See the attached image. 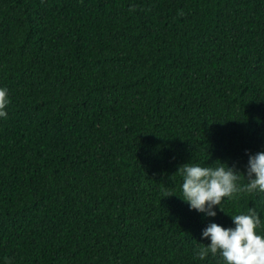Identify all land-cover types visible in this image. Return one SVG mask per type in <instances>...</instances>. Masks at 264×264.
Segmentation results:
<instances>
[{"label": "trees", "instance_id": "obj_1", "mask_svg": "<svg viewBox=\"0 0 264 264\" xmlns=\"http://www.w3.org/2000/svg\"><path fill=\"white\" fill-rule=\"evenodd\" d=\"M0 85V264H223L193 246L249 207L264 234V192L206 217L176 172L264 150V0H0Z\"/></svg>", "mask_w": 264, "mask_h": 264}, {"label": "clouds", "instance_id": "obj_2", "mask_svg": "<svg viewBox=\"0 0 264 264\" xmlns=\"http://www.w3.org/2000/svg\"><path fill=\"white\" fill-rule=\"evenodd\" d=\"M9 102L7 87L0 85V118L7 116ZM217 160L219 163L214 166L212 163L189 160L176 170L181 178L180 194L177 195L190 209L206 217L216 216L215 206L220 207L222 199H232L234 194L240 192H264V150L248 152L244 172L235 165ZM239 173L244 174L245 182H239ZM230 217L231 226L210 220L202 228V239L193 246V255L201 260L210 254L218 255L223 264H264V234L259 231L260 214L249 207L247 211L231 213ZM203 238H207L208 242L204 243Z\"/></svg>", "mask_w": 264, "mask_h": 264}]
</instances>
